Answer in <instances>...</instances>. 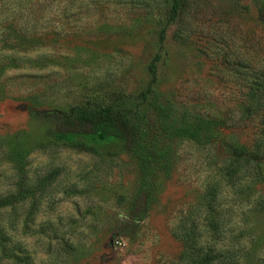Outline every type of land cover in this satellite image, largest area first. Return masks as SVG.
Here are the masks:
<instances>
[{
	"label": "rangeland",
	"instance_id": "rangeland-1",
	"mask_svg": "<svg viewBox=\"0 0 264 264\" xmlns=\"http://www.w3.org/2000/svg\"><path fill=\"white\" fill-rule=\"evenodd\" d=\"M260 2L169 22L171 0H0V264H264V164L230 156ZM113 101L143 122L133 152L54 143L36 117Z\"/></svg>",
	"mask_w": 264,
	"mask_h": 264
},
{
	"label": "trees",
	"instance_id": "trees-1",
	"mask_svg": "<svg viewBox=\"0 0 264 264\" xmlns=\"http://www.w3.org/2000/svg\"><path fill=\"white\" fill-rule=\"evenodd\" d=\"M169 22L177 19L179 11L185 0H171ZM253 26L264 36V0L256 6V13L251 17ZM165 29L160 32V40L164 39ZM264 52V38L261 43ZM156 55L147 66V75L150 79L149 88L142 92L137 101L144 104L147 101L151 87L157 81ZM235 69L240 67L233 65ZM245 75L234 71L235 76H241L244 89V106L237 110L240 117L234 123V136L236 143L230 146L232 164L252 162L255 172L262 176L264 164V63L258 69L244 66ZM119 105V104H118ZM39 120L44 121L46 132L54 143L63 144L79 150L89 151L100 155L101 150L114 149L123 152H133L141 144L143 122L136 114L121 111L117 102L109 104H86L73 106L67 110L45 112L36 114ZM227 116L218 118L219 128H225ZM214 122V121H213ZM215 123V122H214ZM245 124V125H244ZM211 120L204 122L203 126L210 128ZM240 137L247 140L245 144L237 143ZM109 151V150H108ZM260 205L264 204V194L259 197Z\"/></svg>",
	"mask_w": 264,
	"mask_h": 264
}]
</instances>
